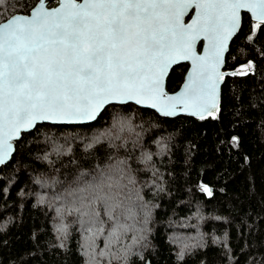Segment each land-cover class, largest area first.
Segmentation results:
<instances>
[{
  "label": "trees",
  "instance_id": "obj_1",
  "mask_svg": "<svg viewBox=\"0 0 264 264\" xmlns=\"http://www.w3.org/2000/svg\"><path fill=\"white\" fill-rule=\"evenodd\" d=\"M37 1L4 0L0 22ZM254 23L242 13L215 114L112 103L92 122L23 132L0 166V264H264V26L252 35ZM186 69L172 68L168 91Z\"/></svg>",
  "mask_w": 264,
  "mask_h": 264
},
{
  "label": "snow or ice",
  "instance_id": "obj_2",
  "mask_svg": "<svg viewBox=\"0 0 264 264\" xmlns=\"http://www.w3.org/2000/svg\"><path fill=\"white\" fill-rule=\"evenodd\" d=\"M38 3L30 15L0 22V164L22 129L37 121H92L110 103L151 102L156 108L167 97L173 103L158 108L164 115L178 107L201 119L211 115L226 75L219 71L222 54L241 26L240 10L255 21L252 35L264 26V0ZM193 6L196 18L186 25L182 17ZM201 36L210 46L205 55L195 50ZM177 58L191 60L192 72L183 91L167 96L163 80ZM202 191L211 195L206 186Z\"/></svg>",
  "mask_w": 264,
  "mask_h": 264
},
{
  "label": "water",
  "instance_id": "obj_3",
  "mask_svg": "<svg viewBox=\"0 0 264 264\" xmlns=\"http://www.w3.org/2000/svg\"><path fill=\"white\" fill-rule=\"evenodd\" d=\"M77 2H82V0H77ZM59 3V0H56V3L54 5H48V0H44V7L46 8H50V7H53V6H57ZM40 7V4L37 3L29 10V12L27 14H21V13H17V14H13V15H30V13L32 11H34L36 8H39ZM243 12H247L251 18V20L254 21L252 15L250 12H248L246 9H241L240 10V18H241V23H242V13ZM13 15H11L10 17L8 18H11ZM6 18V19H8ZM196 18V8L193 6V7H190L187 9V11L185 12L184 16L182 17V21L184 24H190L192 23L193 19ZM5 19V20H6ZM3 20V21H5ZM1 21V22H3ZM241 27V26H240ZM240 29V28H239ZM239 29L233 34V36L228 40L227 42V47H226V50L223 52L222 54V63L220 64L219 66V71L222 72V73H225L226 74V71L223 70L224 68V64H225V57H226V54L228 52V49H229V45H230V42L232 40V38L238 33ZM209 42L204 40L203 37L201 36L200 39H198L195 43V50H196V53L197 55H205V50L206 48H209ZM180 63H187V69H186V72L184 74V77H183V80L180 84V86L174 90V91H168L166 89V79H167V76L169 75V73L171 72L172 68L177 65V64H180ZM192 68H193V65H192V61L191 60H184V59H179L177 58L176 62L175 63H172L170 65V67L168 68L167 70V74L165 75L164 77V80H163V91L165 93H167V96H175L177 95L178 93H180L181 91H183V86L185 85V83L188 82V77H189V73L192 72ZM223 80H224V77L220 80L219 82V85H218V89H217V109H218V106H219V103H220V98H221V86H222V83H223ZM127 103H133L137 106H140V107H143V108H148V109H151L153 111H155L157 114L161 115V116H167V117H174V116H178V115H188V116H193V117H197V118H200V116L198 115H193L191 114L192 110L189 109V110H181L180 107H178L175 111V114L174 115H164L162 113V111L158 110V108H163V106L165 104H170V103H173V102H170L167 100V97H162L160 98L158 101H157V104H158V107L154 108L151 106V102H148V103H144V104H136L134 101H129ZM112 104V103H110ZM115 104H121V103H115ZM123 104H126V103H123ZM109 105V104H108ZM107 105H105L106 107ZM103 111V109L101 110V112ZM100 112V113H101ZM217 112V110L213 111L212 114H215ZM100 113L98 114V116L100 115ZM207 115H210L208 112H205L203 113V116H207ZM97 116V118H98ZM96 118V119H97ZM94 121V120H92ZM92 121H81V122H52V121H37L36 124L33 126V128L37 125V124H41V123H49V124H82V123H88V122H92ZM33 128L31 129H28V130H21V132L19 133V135L17 137H14L10 143L12 144V151H11V155L7 158V160L5 161V163H7L11 156L13 155L14 151H15V142L20 138L22 132H28L30 130H32ZM4 163V164H5ZM3 165V164H0V166ZM145 264H151L149 260H146Z\"/></svg>",
  "mask_w": 264,
  "mask_h": 264
},
{
  "label": "rangeland",
  "instance_id": "obj_4",
  "mask_svg": "<svg viewBox=\"0 0 264 264\" xmlns=\"http://www.w3.org/2000/svg\"><path fill=\"white\" fill-rule=\"evenodd\" d=\"M56 203H57V201H54V200H53L52 205L54 206ZM121 217H122V216H120L119 219H120ZM113 237H114V236H110V237H108V238L106 239V241H107V242H110V241L112 240Z\"/></svg>",
  "mask_w": 264,
  "mask_h": 264
},
{
  "label": "bare ground",
  "instance_id": "obj_5",
  "mask_svg": "<svg viewBox=\"0 0 264 264\" xmlns=\"http://www.w3.org/2000/svg\"><path fill=\"white\" fill-rule=\"evenodd\" d=\"M105 108V107H104ZM34 129V128H33ZM23 133V132H22Z\"/></svg>",
  "mask_w": 264,
  "mask_h": 264
}]
</instances>
